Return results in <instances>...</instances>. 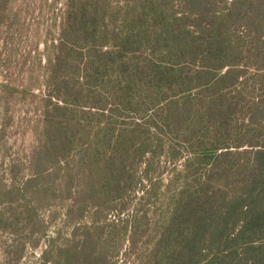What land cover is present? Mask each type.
<instances>
[{
	"label": "trees",
	"instance_id": "16d2710c",
	"mask_svg": "<svg viewBox=\"0 0 264 264\" xmlns=\"http://www.w3.org/2000/svg\"><path fill=\"white\" fill-rule=\"evenodd\" d=\"M0 45V264H264V0H0Z\"/></svg>",
	"mask_w": 264,
	"mask_h": 264
},
{
	"label": "rangeland",
	"instance_id": "374dc122",
	"mask_svg": "<svg viewBox=\"0 0 264 264\" xmlns=\"http://www.w3.org/2000/svg\"><path fill=\"white\" fill-rule=\"evenodd\" d=\"M49 2L53 0H48ZM61 3L59 2L57 6H50V7H45L43 13H40V8H36L35 10V18H30L26 21L28 33H24L20 38V51L25 52L29 48V45H31L33 37L36 35L39 36L40 38V43H39V51L41 53L44 50L45 43L43 42V39H46L50 37L51 35H55L57 32L56 26L54 24V17L59 13V7ZM49 30L52 31L51 35L49 34ZM3 46L0 45V51L2 50ZM7 53H2L0 52V64L7 63L9 67L15 72V75H17L16 81L19 82L21 79H24L26 77L27 71L29 69V63L25 64L23 61L20 63L15 62V59L12 61H7ZM46 60L44 53L42 54V63H44ZM39 70V69H38ZM4 73L1 72L0 70V82L3 80ZM38 93V89L35 91V93ZM40 94V93H39ZM33 96L27 97V100L24 101L23 104H20L23 106L24 110L27 108L30 110L28 113L32 117L35 116L34 110L32 109V99ZM21 106H16L14 105L11 109V116H12V121L10 123V127L7 130V141L8 144L13 146L14 149L17 147L20 148H25L28 143L31 141L30 137V131L29 129H26V126H22L19 124V118H21V111L22 109L20 108ZM1 114V113H0ZM168 176H165L162 179L163 186L168 182ZM7 238V236H5ZM40 255V249L39 248H33L28 251V254L23 258L19 264H32L33 261L38 258ZM119 264H121V259L118 260Z\"/></svg>",
	"mask_w": 264,
	"mask_h": 264
}]
</instances>
